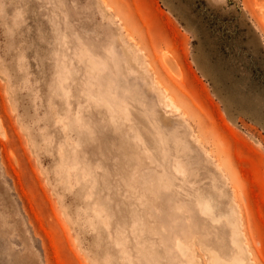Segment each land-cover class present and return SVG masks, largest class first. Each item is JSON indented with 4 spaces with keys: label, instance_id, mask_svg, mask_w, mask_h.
<instances>
[{
    "label": "rangeland",
    "instance_id": "rangeland-1",
    "mask_svg": "<svg viewBox=\"0 0 264 264\" xmlns=\"http://www.w3.org/2000/svg\"><path fill=\"white\" fill-rule=\"evenodd\" d=\"M263 6L0 0V264H264Z\"/></svg>",
    "mask_w": 264,
    "mask_h": 264
},
{
    "label": "bare ground",
    "instance_id": "bare-ground-1",
    "mask_svg": "<svg viewBox=\"0 0 264 264\" xmlns=\"http://www.w3.org/2000/svg\"><path fill=\"white\" fill-rule=\"evenodd\" d=\"M260 13H261V14H260V15H261V18H260L261 23H264V6L261 8ZM187 236H188V235H187ZM182 240H183V239H182ZM182 240H181V241H182ZM176 243H177V242H176ZM176 243H175V244H176ZM178 243H179V242H178ZM175 246H176V245H175ZM176 247H177V246H176ZM177 248L179 249V250H178V249H177V250H178V251H181V253L185 252L186 250H189V248H187L186 245H184L182 242L179 243V245H178ZM186 252H187V251H186ZM186 252H185V254H186ZM189 252H190V251H189ZM181 253H180V254H181ZM185 254H184V255H185ZM191 256H192V255H191ZM182 257H183V256H182ZM186 260H187V259H186ZM192 260H193V257H192ZM218 260H219V259H218ZM213 262H214V261H213ZM217 262H218V261H217ZM192 263H193V262H192ZM193 264H194V263H193ZM195 264H196V263H195ZM214 264H215V263H214ZM218 264H220V263H218Z\"/></svg>",
    "mask_w": 264,
    "mask_h": 264
}]
</instances>
